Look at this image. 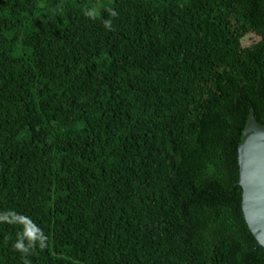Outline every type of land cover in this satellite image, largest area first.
<instances>
[{
    "label": "trees",
    "instance_id": "trees-1",
    "mask_svg": "<svg viewBox=\"0 0 264 264\" xmlns=\"http://www.w3.org/2000/svg\"><path fill=\"white\" fill-rule=\"evenodd\" d=\"M252 110L264 0H0V264H264Z\"/></svg>",
    "mask_w": 264,
    "mask_h": 264
},
{
    "label": "water",
    "instance_id": "water-1",
    "mask_svg": "<svg viewBox=\"0 0 264 264\" xmlns=\"http://www.w3.org/2000/svg\"><path fill=\"white\" fill-rule=\"evenodd\" d=\"M242 212L249 230L264 248V126L252 110L238 148Z\"/></svg>",
    "mask_w": 264,
    "mask_h": 264
},
{
    "label": "clouds",
    "instance_id": "clouds-1",
    "mask_svg": "<svg viewBox=\"0 0 264 264\" xmlns=\"http://www.w3.org/2000/svg\"><path fill=\"white\" fill-rule=\"evenodd\" d=\"M88 15H92V13L89 12ZM113 15H115V13H113ZM110 24H111L110 21H106V22H105V26H106V27H110ZM28 235L31 237L32 234L29 233ZM17 248H21V249H23V245H22V244H17Z\"/></svg>",
    "mask_w": 264,
    "mask_h": 264
},
{
    "label": "rangeland",
    "instance_id": "rangeland-1",
    "mask_svg": "<svg viewBox=\"0 0 264 264\" xmlns=\"http://www.w3.org/2000/svg\"><path fill=\"white\" fill-rule=\"evenodd\" d=\"M252 40H254V41H257V39H254V38H252V36L251 35H249L246 39H245V41H244V45H250L253 41Z\"/></svg>",
    "mask_w": 264,
    "mask_h": 264
}]
</instances>
